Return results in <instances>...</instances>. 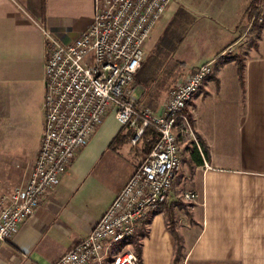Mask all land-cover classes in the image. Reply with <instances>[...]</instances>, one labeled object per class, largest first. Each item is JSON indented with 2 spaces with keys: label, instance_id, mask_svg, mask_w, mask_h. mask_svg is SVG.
<instances>
[{
  "label": "crops",
  "instance_id": "obj_1",
  "mask_svg": "<svg viewBox=\"0 0 264 264\" xmlns=\"http://www.w3.org/2000/svg\"><path fill=\"white\" fill-rule=\"evenodd\" d=\"M235 1L232 10L243 18L251 0ZM223 9L209 7L212 12ZM92 16L93 0H0V195L26 181L40 146L47 60L41 27L74 40ZM228 29L231 36L224 44L235 47L233 55L242 54L243 81L236 62L224 60L221 49L212 72L189 101L195 110L191 126L208 152L207 165L188 157L192 170L185 174L197 198L183 211L168 199L158 211L146 212L134 233L140 264H172L177 255L182 264H264V14L258 38L249 46L244 47L246 29L235 22ZM206 61L211 58L184 72ZM121 126L113 114L105 116L55 191L10 239L0 241V264H54L87 235L140 160L125 163L121 158L128 141L117 150L108 148ZM11 132L18 136L16 143L7 138ZM117 166L121 172L112 182ZM168 213L179 237L178 251ZM110 259L88 264H109Z\"/></svg>",
  "mask_w": 264,
  "mask_h": 264
},
{
  "label": "built area",
  "instance_id": "obj_2",
  "mask_svg": "<svg viewBox=\"0 0 264 264\" xmlns=\"http://www.w3.org/2000/svg\"><path fill=\"white\" fill-rule=\"evenodd\" d=\"M171 1L93 0L92 21L74 40H63L41 27L47 46L43 131L26 181L0 195V241L10 239L42 199L55 191L77 152L111 113L132 131L131 144L142 142L147 129L156 140L87 235L54 264L102 262L108 255L109 264H140L128 240L146 212L168 200L182 143L190 141L207 165L188 105L212 72V62L182 73L158 110L139 101L132 87L146 42ZM179 196L195 201L197 193L185 190Z\"/></svg>",
  "mask_w": 264,
  "mask_h": 264
},
{
  "label": "rangeland",
  "instance_id": "obj_3",
  "mask_svg": "<svg viewBox=\"0 0 264 264\" xmlns=\"http://www.w3.org/2000/svg\"><path fill=\"white\" fill-rule=\"evenodd\" d=\"M215 1L175 0L167 9L147 40L148 45L144 48L143 64L132 83L139 101L154 110H158L165 101L171 85L184 73L187 67L210 58L212 67H214L217 63L216 54L224 48L223 53L225 56L233 55L231 49L235 47L231 45L225 47L226 45L224 44L231 36L228 26L232 23L238 24L241 30L246 29L244 47L256 42L259 30L255 23L262 24L263 22L264 0H257L256 8L250 18H248L246 12L243 14V18L234 14L232 8L234 9L238 1L228 0L224 3ZM213 4L222 9L225 6V9L222 10V13L217 10L213 11L216 14L215 16L212 11H209V7ZM239 55L242 57V54ZM197 93L198 91L194 95ZM189 105L188 114L192 125V116L195 115V110L192 102ZM192 129L194 131L193 126ZM17 137L14 132L7 135V138L15 143L17 142ZM129 140L119 153L125 163L134 162L133 158L136 161L143 157L142 142L131 144ZM193 147L190 141L182 143L181 172L173 181V190H171L168 197L180 211L187 209L190 202H194L182 200L179 196L185 190L195 192L185 174V171L192 170L189 165L191 161L188 157L191 155ZM113 170L111 175L112 182L121 172V166H117ZM131 247L135 250L134 243H132ZM172 264H182V258L177 255ZM190 264L230 263L191 262Z\"/></svg>",
  "mask_w": 264,
  "mask_h": 264
},
{
  "label": "trees",
  "instance_id": "obj_4",
  "mask_svg": "<svg viewBox=\"0 0 264 264\" xmlns=\"http://www.w3.org/2000/svg\"><path fill=\"white\" fill-rule=\"evenodd\" d=\"M256 2H257V0H251L250 1L248 8L246 9V13H247L248 18H250L253 15L254 10L256 8ZM255 24H256V27L258 28V30H260L261 24H257V23H255ZM224 60H234L236 62L238 78H239L240 82H242L243 81V61H242L241 55L234 54V55H230V56H224ZM142 64H143V60L140 64L139 68L137 69L134 78L136 77L137 72L140 70ZM124 130H125V126L122 125L119 128V130L116 132V134L108 142V145H107L108 148H110L112 150H117L122 144H124L125 142H127L130 139L129 137H131L132 131L131 130L124 131ZM155 140H156L155 134H153V133L151 134L149 129H147L144 132V135L142 138L143 156L149 152V150L152 148ZM202 150H203L205 157H207L208 152H207V149L205 148V146H202ZM197 152H198L197 150L194 153L192 152V154H191L192 159L196 163L202 162V159L199 156V153H197ZM195 156H198V159ZM163 204H161L157 208H155V211H158ZM168 228H169L170 233L173 235V237L175 239L176 251H178L179 246H180L179 242H178L179 237H178V234L174 228V221H173L172 215L170 213H168ZM128 241L135 244V252H136V254L140 260V243H139L138 237L136 235H133L132 237L129 238Z\"/></svg>",
  "mask_w": 264,
  "mask_h": 264
}]
</instances>
